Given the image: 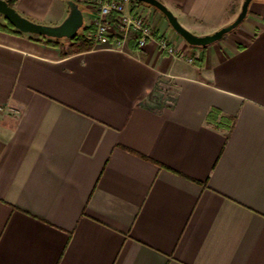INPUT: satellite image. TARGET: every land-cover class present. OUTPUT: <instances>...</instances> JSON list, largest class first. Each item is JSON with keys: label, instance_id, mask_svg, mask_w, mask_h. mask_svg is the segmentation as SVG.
Segmentation results:
<instances>
[{"label": "crops", "instance_id": "obj_1", "mask_svg": "<svg viewBox=\"0 0 264 264\" xmlns=\"http://www.w3.org/2000/svg\"><path fill=\"white\" fill-rule=\"evenodd\" d=\"M160 1L207 35L244 0ZM14 8L51 26L71 10ZM132 9L177 53L0 29V264H264V0L208 46Z\"/></svg>", "mask_w": 264, "mask_h": 264}, {"label": "water", "instance_id": "obj_2", "mask_svg": "<svg viewBox=\"0 0 264 264\" xmlns=\"http://www.w3.org/2000/svg\"><path fill=\"white\" fill-rule=\"evenodd\" d=\"M147 3L160 10L168 19L171 26L184 39L193 46H208L220 41L226 34L238 28L248 15L249 6L253 0H244L241 11L231 23L223 26L214 33L197 35L186 29L178 17L160 0H137ZM70 13L59 25L51 26L34 22L21 15L14 7L10 6L7 0H0V14H2L17 30L23 33L36 34L49 38L74 39L84 25L83 12L76 0H68Z\"/></svg>", "mask_w": 264, "mask_h": 264}, {"label": "built area", "instance_id": "obj_3", "mask_svg": "<svg viewBox=\"0 0 264 264\" xmlns=\"http://www.w3.org/2000/svg\"><path fill=\"white\" fill-rule=\"evenodd\" d=\"M77 1L91 3L97 8L98 15L92 22L95 30L91 37L96 46L123 50L131 32L134 31L139 35L138 47H145L148 41L153 39L163 51L169 54L177 53L176 48L166 38L157 37L155 27L147 15L132 9L133 0ZM6 109L5 105L0 104V112H5Z\"/></svg>", "mask_w": 264, "mask_h": 264}, {"label": "trees", "instance_id": "obj_4", "mask_svg": "<svg viewBox=\"0 0 264 264\" xmlns=\"http://www.w3.org/2000/svg\"><path fill=\"white\" fill-rule=\"evenodd\" d=\"M7 1L10 4V6L14 7L16 0H7ZM77 2H79V1H77ZM133 2L142 3L141 1H136V0H133ZM5 21H6L5 24L0 23V29L8 30L9 32H13V33H17V34L22 33L19 30H17L6 18H5ZM83 29H84V32L82 34H78L76 38L72 39V41L74 42L73 45H74V48L76 51L89 50L94 46V42H93L92 38H90L89 33L92 32V34H93L95 27L93 25L83 26ZM138 36L139 35L137 32H134V31L131 32L130 37H129V41L130 42L132 41L134 44H137ZM43 37H45V36H43ZM47 42L52 43V44L53 43L58 44L59 40H56V41H50L49 40ZM217 115H218V111L216 109H214L210 112L208 118L210 120L211 119L214 120L217 118Z\"/></svg>", "mask_w": 264, "mask_h": 264}, {"label": "rangeland", "instance_id": "obj_5", "mask_svg": "<svg viewBox=\"0 0 264 264\" xmlns=\"http://www.w3.org/2000/svg\"><path fill=\"white\" fill-rule=\"evenodd\" d=\"M137 1V0H136ZM142 3H144V2H142ZM144 4H147V3H144ZM80 6L82 7V8H84V6L82 5V4H80ZM3 17L4 16H2L1 14H0V20H3ZM84 32V29H83V27L79 30V33L78 34H82ZM62 42H66V41H71L72 39H68V38H61L60 39Z\"/></svg>", "mask_w": 264, "mask_h": 264}]
</instances>
